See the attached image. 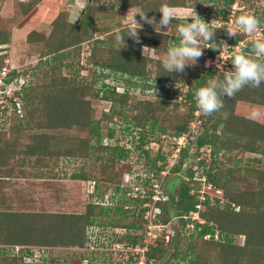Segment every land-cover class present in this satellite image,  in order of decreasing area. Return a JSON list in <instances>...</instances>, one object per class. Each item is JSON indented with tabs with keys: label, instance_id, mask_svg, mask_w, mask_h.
<instances>
[{
	"label": "trees",
	"instance_id": "1",
	"mask_svg": "<svg viewBox=\"0 0 264 264\" xmlns=\"http://www.w3.org/2000/svg\"><path fill=\"white\" fill-rule=\"evenodd\" d=\"M42 0H28L27 3H21L24 9V14H29L38 3ZM114 3H108L104 8L105 11L116 10L121 11L129 6H139L141 13L146 16L158 17V11L163 5H168L174 8H197L204 2L213 3V0H113ZM224 8L222 10L225 23L228 21L230 8L233 7L234 0H222ZM215 3V2H214ZM99 10L98 7L93 9V12ZM117 11V10H116ZM92 14L86 9L84 17L76 24L65 22L63 16H58L52 22L53 29L48 37H46L45 51L41 56V63L32 70V80L28 81L27 85H22L19 91L14 92L21 103L23 115L17 119L13 130L17 133H31L34 130H68L78 129L87 131L88 137L82 140L81 144L76 149H63L62 151L52 152L49 149V144L52 140V135L49 133H40L28 135L30 143L26 145V150H16L17 141H8L9 148L4 151L0 150V157L4 154L9 158L18 157L19 167L24 166L26 158L34 157L38 164L32 167H38L39 163L45 162L53 157V155L63 156L67 160L81 159L83 162L79 166L78 171L65 174L64 178L71 180L93 181L95 194L96 184L101 182H109L114 186V191H127L126 196L134 201L143 204L151 202V196L154 192L153 185L159 183L163 187V183L167 175H178L179 189L175 192V201H171L175 205V212L170 213L166 209V204L159 201V206L162 209V222L168 223L169 219H178L179 225L184 229L187 224L184 217H189L191 214L200 212L197 206L203 205L204 211H201L200 216L203 223L192 221L194 229L197 233L192 234L190 238L196 236L197 239L204 241L199 249L195 243L191 247L192 252L199 250L198 255H193V260L189 264H264V188L261 187V198L257 201V193L238 191L240 179L232 174L234 170L224 172L220 167L215 166L213 160L216 154L223 152H231L233 149H242L252 153L264 155V125L244 116L235 113L238 103H246L264 108V83L260 87L255 88L245 86L232 97H222L223 107L211 114L203 115L197 108L194 93L195 91L206 85L210 77L219 75L223 79L224 73L219 72L217 68L206 67L204 75L197 69L185 68L183 73H167L161 66V60H147L141 55L142 47H149L154 50H166V44L169 35L166 32L156 30L155 26L143 27L138 29L139 42L134 38L127 36L126 31H119L113 41H117L118 35L124 36V44L117 41L118 46L114 47L111 44L112 35H107L106 39H99L98 34H103L105 29L99 30L95 24ZM92 18V19H91ZM261 25L264 26V17H256ZM65 20V21H64ZM119 26V24H117ZM225 29V27H224ZM222 31V30H221ZM109 31L106 32L108 34ZM216 33L218 31H215ZM214 33V34H216ZM110 34V33H109ZM31 39H36V35H30ZM223 32L214 36L213 40L208 43H203L205 59L217 60L216 55L221 50ZM9 33L0 32V46L8 43ZM178 43L180 38L176 40ZM232 45L238 42V39H232ZM89 43L90 53L89 62L97 69L93 73L90 81L85 83L83 77L80 78L79 69H73L74 66L80 64L82 54V45ZM252 43L243 45L242 51L238 54L251 56ZM249 45V46H248ZM233 53L229 56V61L232 60ZM246 55V56H247ZM43 57V58H42ZM251 58L262 62L258 57ZM153 63L154 69H147V63ZM67 70L70 77L62 74V71ZM1 70V65H0ZM231 68V62L228 64V71ZM120 74L128 76L126 83L135 86L139 83H132L131 80H141L140 85L142 91H148L153 88H159L162 93H168L169 89L164 84L181 83L186 85L190 90L185 95V102L172 103L162 98L155 100H130L126 91L119 93L116 88L110 87L104 83L109 78L107 73ZM9 77L12 74L8 75ZM42 83H36V81ZM48 80V82L46 81ZM6 81V80H5ZM8 82V80L6 81ZM139 82V81H138ZM101 86L97 87V84ZM156 84L153 86L152 84ZM163 84V85H162ZM158 86V87H157ZM91 99H99L101 101L111 102L117 105L119 111L117 117L123 119L128 126L140 130L138 141L135 144L136 149H142L146 157L149 155V146L152 143H157L161 148L165 143V137L177 140L183 135L189 133L190 124L196 119L195 128L198 131L202 129V134L187 135L188 141L183 146L174 165L163 176L162 173L169 167L171 150L163 154L162 151L155 152L153 163H149V169L146 170L144 176L138 175L136 179L140 181L137 185L128 183L124 185L125 179L131 175V169L128 167L127 172L119 174L115 171V166L120 161H125L127 158V150L125 147L117 145H103L102 134L100 133V121L92 118ZM179 104L186 105V113L182 115L181 120L175 124L172 132L167 133L165 129H158L160 135L155 137L156 126L159 121V114L164 112L168 106L172 105L176 108ZM15 108V104L12 103ZM199 112L198 117L195 116ZM112 111L110 115H114ZM129 114V115H128ZM214 120V123L208 128L203 125L208 121ZM219 126H222L219 130ZM203 127V128H201ZM114 131L109 130L107 137L113 138ZM163 135L164 138H160ZM134 138V136H133ZM91 140L94 141L92 145ZM171 141V139H170ZM170 143V142H169ZM174 144L171 145L173 147ZM205 146H211V159L209 164H204V159L197 160L199 152ZM146 147V149H145ZM195 150L194 162L188 161V150ZM23 158L19 159V156ZM209 155V156H210ZM86 159H91L93 163L94 175L87 174L85 167ZM159 160L161 163L157 165L155 162ZM197 160V161H196ZM96 164L99 166L97 167ZM196 165V170L193 166ZM223 166H221L222 168ZM200 169V170H199ZM98 171V175L97 172ZM24 175L23 171H20ZM8 179L7 176H5ZM6 181V180H4ZM264 182V178L260 183ZM209 185L216 190L223 191L226 202L223 204V209H219L217 203L211 205L209 199L204 201L199 200V186ZM194 185V186H193ZM196 185V187H195ZM127 186V187H125ZM138 192H144L143 195L137 198H132L130 193H133L134 188ZM191 191H194L191 193ZM173 199V196L171 197ZM217 202V201H216ZM5 200L0 199V206L3 207ZM158 204V203H157ZM141 207V206H140ZM110 207H104L100 203L88 204L82 214H48V213H15L0 209V239L6 237V242L3 244L12 245L23 248H69L75 246L78 249H84L86 244L94 242L88 237V228L96 227L106 229L107 227H116L119 222L123 221L130 211L124 207L116 208L112 213L109 212ZM199 210V211H198ZM143 208L141 207L136 215L138 219L142 217ZM118 217L108 219L114 215ZM103 219L105 222L97 223V220ZM132 224V223H131ZM121 226L135 230L140 228L137 224ZM143 228V227H141ZM7 233V235H6ZM10 235V236H9ZM210 238L206 240L205 237ZM238 236H244L242 245L236 244L234 239ZM143 236H139L141 239ZM216 238V239H214ZM131 246L140 244L143 247L142 241H128ZM95 244V243H94ZM145 253L144 264H149L155 261L154 256L163 255L160 249L149 247ZM20 249H18L19 251ZM48 250V251H49ZM216 256L214 260L212 255ZM187 253L180 255V259L184 260ZM141 254L136 256L130 255L127 259L128 264H137ZM84 257L80 255L75 264H83ZM0 264H66L57 262L51 259L47 262L45 259L40 262L27 260V256L22 253V250L16 254H5L0 252ZM88 264H91L90 262Z\"/></svg>",
	"mask_w": 264,
	"mask_h": 264
},
{
	"label": "rangeland",
	"instance_id": "2",
	"mask_svg": "<svg viewBox=\"0 0 264 264\" xmlns=\"http://www.w3.org/2000/svg\"><path fill=\"white\" fill-rule=\"evenodd\" d=\"M133 1V0H130ZM222 0H213V3L204 2L200 4L197 8H194L195 13L206 23H211L213 30L218 31L217 34L223 32V37L225 38V33L228 31H234L236 33L235 37L230 39H238V42L234 45L233 54H238L242 51V46L248 43H252L254 38L264 39V35L261 33L248 35L240 31V29L231 24L230 21L225 23L223 21L224 14L222 12L225 3ZM27 3L28 0H0V32L9 33L8 43L0 46V150L4 151L9 148L8 141H17L18 146L16 150H26V145L30 143L28 135L49 133L52 135V140L49 144V149L52 152L62 151L63 149H76L77 146L83 142L88 137L87 131H80L78 129H68V130H34L31 133H17L15 134L13 127L17 123V119L23 115L21 103L14 96V92L19 91L22 85L26 86L28 81L32 80V70L38 66L43 59V53L45 51L46 37H48L53 29L52 22L60 15L65 19V22L76 25L85 14L86 9L92 14L95 24L99 30L105 29L103 34H98L99 39H106L107 35H112L113 39L111 44L117 47L119 43L113 41L115 36L119 31H126L128 35V29L132 25V18L140 26H150L145 20L141 19L140 7L139 6H129L123 10L118 8L113 11H105L104 8L108 3H114L113 0H42L36 5V7L27 15L24 14V9L21 3ZM215 2V3H214ZM98 7L99 10L93 12V9ZM233 7L236 9L235 17L242 14L254 15L255 17H264V0H234ZM230 8L231 11L234 8ZM193 8L176 9L177 16H182L178 18V21L172 26L174 27L175 33H177V25L185 22V16L190 14ZM229 15L232 12H228ZM146 16V15H145ZM148 19H152L150 16H146ZM91 18V19H92ZM230 18V16L228 17ZM177 19V18H176ZM119 21V22H118ZM119 24V26L116 24ZM188 22H192L189 18ZM156 23V20H155ZM159 24V20L157 23ZM225 27V29H224ZM264 28V26L262 27ZM261 28V29H262ZM222 30V31H221ZM108 34H106V32ZM158 31H162L158 28ZM164 32V31H163ZM110 33V34H109ZM30 35H36V39H31ZM177 35L169 36L168 42L166 44V50H145L143 53V47L141 49L142 57L147 60L157 61L161 60L164 53L178 42L175 40ZM261 39V38H260ZM226 40V39H225ZM203 46V43H202ZM249 46V45H248ZM149 48V47H148ZM151 49V48H150ZM252 51V48H249ZM90 45L85 43L82 45V54L80 58V64L74 66L73 69H79L80 78L83 77L85 83L89 82L93 73L97 71L89 62ZM247 55V54H246ZM249 56V54L247 55ZM156 57V58H153ZM205 53L203 49V55L197 63L191 67H186L188 69H197L201 74L204 75V69L206 67H211V61L207 63L204 61ZM233 57V55L231 56ZM255 57V56H254ZM262 63H264V57H258ZM231 62V61H230ZM77 67V69H76ZM231 68H233L231 64ZM147 69H154L153 63H147ZM104 73H107L105 71ZM12 74V76H8ZM62 74L67 78L70 74L67 70L62 71ZM109 78H107L104 83L110 87L116 88V91L122 93L126 91L129 95L130 100L140 101V100H155L156 98H162L174 103L185 102V95L190 90L186 85L181 83H168L162 84L169 89L168 93H162V91L157 88L151 90L142 91L140 85L141 80L133 79L132 83H139L135 86L128 85L126 83L128 76L120 74L107 73ZM8 80V82L6 81ZM48 82V80H46ZM139 81V82H138ZM36 83H42V81H36ZM156 86V84H152ZM101 86L97 84V87ZM158 87V86H157ZM91 114L94 120L100 121V133L102 134V144L103 145H117L118 147H125L128 151L127 158L125 161H120L115 166V171L117 173L124 174L127 172L128 167L131 169V175L125 179L124 185L135 184L137 185L140 181L137 178L138 175L144 176V173L149 169V163H153L155 159V152L162 151L164 155L171 149V156L169 161V167L165 170L169 171L171 163H173V156L176 154L175 143L173 138H168L163 135L160 138H164L165 143L162 144V148L157 143H152L147 146L149 147L148 157L143 154L142 149H136L135 144L138 141L140 130L132 128L123 121V119L117 117L116 113L119 111L117 105L111 102L101 101L99 99H91ZM12 103L15 104V108ZM112 111H115L114 115H110ZM186 113V105L179 104L176 108L175 106H168L167 109L159 114L158 125L156 126L155 137L160 135L158 129H165L167 133L172 132L175 124H177L182 115ZM235 113L240 116L251 119L252 121L261 123L264 125V108L254 105H249L246 103H238L236 106ZM129 115V114H128ZM214 123V120H209L203 125L204 128L210 127ZM201 127V128H203ZM222 126H219V130ZM113 130V138H108L107 134L109 130ZM202 134V129L197 132V135ZM134 136V138H133ZM171 139V141H170ZM170 142V143H169ZM92 145L94 141L91 140ZM161 148V149H160ZM146 149V147H145ZM160 149V150H159ZM159 150V151H158ZM209 150V153L208 151ZM211 146H205L200 150L199 159H204V164L206 166L209 164L211 159ZM0 157V199L5 200L3 208L5 211H12L15 213H35V214H82L88 204L100 203L104 207H110V213H112L118 207H124L128 209V216L121 222L118 223L116 227L94 228V231L90 234V237L94 240L95 244L88 249H78L75 246L67 248H53L49 250L47 248H23L15 247L12 245L3 244L5 243L6 237L3 236L0 239V252L5 254H16L22 250V253L27 256V260L33 261L45 259L49 262L51 259H55L57 262H62L66 264H75V260L78 259L80 255L84 257L85 264H128L126 261L127 256L139 251L136 244L131 246L128 241L141 242L143 246L149 244V247H156L163 252V255L158 253L155 257L154 262L149 264H189V261L193 260V255H198L199 250L196 252L191 251L193 243L195 247L193 249H199L198 247L202 245L203 240L197 239L196 236L191 235L197 233L194 229L192 221H198V223H203V219L200 216L201 211H204V206L200 205L198 209L200 212L191 214L189 217H184L187 221L184 229L179 225L178 219H169L168 223L163 224L162 217L163 212L159 206V202L156 206L160 208L161 214L157 218L159 226L155 228L156 240H150V236L146 234L148 228V222L144 217L136 216L142 204L139 202H134L126 196L127 191L115 192L114 186L109 182H101L96 184L95 194L92 195L94 191L93 181H81V180H71L64 178V175H70L78 171L79 166L82 164L81 159H71L67 160L63 156L53 155L49 160L39 163L38 167L33 168L32 166L36 162L34 157L26 158L24 161V166L21 168L18 165V157L9 158L2 154ZM210 155V156H209ZM195 150H188V161L194 162ZM23 157L20 155L19 159ZM196 160V161H197ZM216 165L219 166L224 172L227 170H234L232 174L240 179L238 191L243 192H256L257 201L261 198V187L264 188V182L260 183V180L264 178V155L252 153L249 151H244L242 149H233L231 152L223 153L220 152L214 156ZM157 165L161 161L157 160L155 162ZM86 173L94 175L93 163L91 159H86L85 161ZM98 167L99 165L96 164ZM217 166V167H218ZM221 166H223L221 168ZM196 165L193 166L196 170ZM23 171L24 175L20 171ZM200 170V169H199ZM97 175L98 171L96 170ZM200 171H197V175ZM8 177V179L5 178ZM178 175L168 174L167 178L163 183V187H160V192L166 204V209L172 214L175 212V205H172L171 201H175V192L179 189V178ZM6 180V181H4ZM194 186V185H193ZM199 186V200L204 201V199H209L210 204L213 206L215 203L218 204L219 209H223L224 203L226 202L223 195V191L216 190L209 185H198ZM127 187V186H125ZM196 187V185H195ZM194 191H191L193 193ZM137 193L138 196L143 195L142 192H138V189H134L133 196ZM173 196V199L171 198ZM217 201V202H216ZM141 206V207H140ZM153 206V202L149 203V207ZM199 211V210H198ZM118 215L111 216L109 220L118 217ZM143 216V214H142ZM97 223L105 222L103 219L97 220ZM137 224L140 228L135 230L129 228H123L121 226ZM131 224V225H132ZM143 227V228H141ZM149 231V230H147ZM7 235V233H6ZM10 236V235H9ZM139 236H143L138 239ZM209 240L208 236L205 238ZM216 239V238H214ZM236 244L242 245L244 243V236H238L234 239ZM140 247V246H139ZM148 247V249H150ZM142 247H140L141 249ZM18 249H20L18 251ZM49 250V251H48ZM128 253V254H127ZM188 254L184 260L180 259V255ZM129 257V256H128ZM213 259H216L215 254L212 255ZM143 260V258H142ZM139 264H142L139 259Z\"/></svg>",
	"mask_w": 264,
	"mask_h": 264
},
{
	"label": "clouds",
	"instance_id": "3",
	"mask_svg": "<svg viewBox=\"0 0 264 264\" xmlns=\"http://www.w3.org/2000/svg\"><path fill=\"white\" fill-rule=\"evenodd\" d=\"M162 15L159 20V28H167L172 21L177 18L175 9L168 5H163L158 10ZM141 19L148 24H154L155 18L148 19L145 14H140ZM191 18L192 22H188ZM212 23V22H211ZM211 23L204 22L191 9L190 14L185 16V22L177 25V33L180 37L178 44L171 46L161 59V66L167 73H183L186 67H191L197 63L203 55L202 43L211 42L214 38L215 30L212 29ZM240 31L248 35H253L261 31L259 20L254 15L242 14L234 21ZM132 25L128 29V35L139 42L138 29L141 27L134 17ZM230 36L235 37L234 31L227 32ZM117 41L124 44V36L118 35ZM251 56L264 57V39L254 38L251 44ZM145 50H154L145 47ZM244 54H234L231 60L233 70L224 71L223 66L217 64L219 72H223V79L219 75L210 77L205 86L198 88L194 93V98L198 110L203 115H211L223 107L222 97H232L245 86L258 88L264 83V63Z\"/></svg>",
	"mask_w": 264,
	"mask_h": 264
},
{
	"label": "built area",
	"instance_id": "4",
	"mask_svg": "<svg viewBox=\"0 0 264 264\" xmlns=\"http://www.w3.org/2000/svg\"><path fill=\"white\" fill-rule=\"evenodd\" d=\"M234 8V7H233ZM233 10H235V11H231L232 12V14L231 15H229L230 16V18H228V21H230V23L231 24H234V21H235V19H236V17H235V14H236V9L234 8ZM227 21V22H228ZM227 22H226V24H227ZM263 34L264 35V28H262L261 29V31H259L258 33H256V34H258L257 36H260V34ZM231 38H233L232 36H230L228 33H225V38L223 37L222 38V40H221V42H222V46H221V50H220V52H218V54L216 55V59L217 60H210V59H206L205 61H207V63L209 62V61H211V67H214V68H217V64H220V65H222L223 66V70L224 71H228V64L230 63V61H229V56L236 50H233L234 49V47L232 46V44L231 45H229V42H230V39ZM261 39H262V37H260ZM259 38V39H260ZM226 39V40H225ZM218 69V68H217ZM219 70V69H218ZM198 114H199V112L197 111L196 113H195V116L196 117H198ZM195 123H196V119H195V121L193 122V123H191L190 124V129H189V133H187V134H185V135H183L182 137H180V138H178L177 140H175V143H174V145H175V152H176V154L172 157L173 158V163H171V167L174 165V163H175V161L177 160V158H178V153H179V151H180V149L183 147V146H185V144H186V142L188 141V139H187V135H191V134H196L197 133V130H196V128H195ZM208 151V153H209V150H207ZM167 173H168V171H166ZM167 173H165V172H163L162 173V175L163 176H165ZM135 189V191H136V187L134 188ZM134 189H133V191H134ZM153 189H154V192H153V194H152V196L150 197L151 198V202H153V206L150 208L149 207V203H147V202H145V203H143L142 205H143V212H142V214H143V216L142 217H144V219L148 222V228H147V230H149V231H147V230H145L146 231V234L148 235V236H150V240H152V241H155L156 240V237H155V235H154V233H155V228L156 227H158L159 226V224H158V221H157V218L160 216V214H161V211H160V208H158L157 206H156V203L157 202H159V201H162V200H164L163 199V197H162V194H161V192H160V184L159 183H157V184H154L153 185ZM131 194V196H132V198H137L138 197V195H137V193H136V195L135 196H133V193H130ZM143 194H144V192H143ZM141 196V195H140ZM199 208V206H197V209ZM94 228H96V227H94ZM94 228H93V226L92 227H89L88 228V237H89V239L90 240H92L93 242H94V240L90 237V234L92 233V231H94ZM206 238V237H205ZM95 243V242H94ZM93 243V244H94ZM93 244H91V243H87L86 244V247L84 248V249H88L89 247H92V245ZM150 245L149 244H146L145 246H143L141 249H140V247L139 246H137V249L139 250V251H137V252H140L141 253V256L139 257V259H140V262L142 263V264H144V261H145V256H144V253L148 250V247H149ZM128 254V253H127ZM136 254L137 253H135L134 254V256H136ZM131 255H133V254H131ZM127 256V259H128V256H130V255H126ZM142 258H143V260H142ZM126 259V260H127ZM85 261V260H84ZM83 261V262H84ZM83 264H85V263H83ZM88 264V263H87ZM137 264H139V262L137 263Z\"/></svg>",
	"mask_w": 264,
	"mask_h": 264
},
{
	"label": "crops",
	"instance_id": "5",
	"mask_svg": "<svg viewBox=\"0 0 264 264\" xmlns=\"http://www.w3.org/2000/svg\"><path fill=\"white\" fill-rule=\"evenodd\" d=\"M173 9H175V11H176V9H183V10H186V8H181V7H178V8H174V7H172ZM110 11H113V10H110ZM161 13H160V16H158V17H155V20H156V23H157V20H160V18H161ZM153 18V17H152ZM178 18L180 19V18H182V16H177V19H174L173 21H172V23H171V25L168 27V29L167 28H161V30L162 31H164V32H166L169 36H174V35H177L176 33H175V31H174V27H172L177 21H178ZM183 19V18H182ZM119 22V21H118ZM118 22H116V24L118 23ZM156 23H154V24H152V25H150V26H141L140 28H143V27H152V26H155L156 27V30H158V28H159V26H158V24H156ZM147 25H148V23H147ZM134 27H138V26H134ZM160 29V28H159ZM180 37H179V35H177V38L175 39V40H178ZM143 48H145V47H143ZM148 48V47H147ZM151 51H154V50H151ZM153 58H156V57H153ZM158 60V59H157Z\"/></svg>",
	"mask_w": 264,
	"mask_h": 264
}]
</instances>
